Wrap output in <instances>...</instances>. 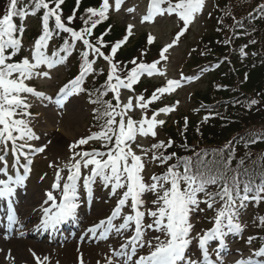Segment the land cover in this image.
Masks as SVG:
<instances>
[{
  "label": "snow or ice",
  "instance_id": "obj_1",
  "mask_svg": "<svg viewBox=\"0 0 264 264\" xmlns=\"http://www.w3.org/2000/svg\"><path fill=\"white\" fill-rule=\"evenodd\" d=\"M34 8L31 13L27 7L18 8V0H10L8 8L0 17V145H7L10 141L13 145V151L17 152L16 162L19 164L20 154L22 149L32 148V145L27 143V140L39 139L35 136L32 129L28 126V121L16 117L30 115L27 109L30 107L26 103V97L22 94L29 93L37 96H42V93L29 86L25 81L33 77L44 76L48 77V72L36 71L41 65H46L48 68L54 67L58 62H62L65 57L60 53L67 52L74 45H69L65 41L64 46L53 52L51 56L47 55L44 49L47 48L48 42L53 36L52 30L49 28L50 18H54L55 27L58 30L69 33L74 41H82L85 47L95 53L98 57H103L110 64V72L108 74L107 87L114 94L116 101L113 104L110 101H105V111L101 113L98 119L104 118L105 123L101 125V131L92 133L90 136L82 137L75 143L70 145V148L77 149L80 146L87 145L90 140H102V147L106 151H100L93 148L91 151L81 150L74 151L72 163L66 165L69 170L67 182L63 184L61 191V199L56 203V197L52 192L47 193L49 201H53L52 208L44 209V219L38 228H55L64 220L75 215L78 204V181L82 176V168L88 169L90 172L84 177V186L87 188L89 195L92 193V185L99 177L105 187L111 186L112 194L115 195L117 190L124 189L122 196L118 199L116 207L112 210L111 216L107 220L100 221L99 225L89 229L90 232H95L100 227L104 226L105 231H108L107 226L115 228L117 233L127 229L131 224L135 226V235L131 236L128 243L133 246V254L136 251V246L144 247L147 244L151 251L147 255L139 257L137 264H223L222 259L214 262L209 254V244L213 241H219L220 247H223L224 238L228 233H239L242 231V226L237 222V201L239 207H244L245 202L255 200L259 202L264 199V184L250 186L245 184L243 194L239 187L237 177H232L231 182L226 177V173L210 175L200 169H194L191 158H177V163L169 165L162 175H152L150 182H146L143 175L146 164L145 158L151 155V162L159 161L161 164H166L175 156V153L164 155V151L171 147L172 141L167 143L158 141L152 144L149 148L137 144L136 147L140 150V155L133 150L138 136L155 138L157 136V127L164 125V120H158L157 117L161 113H169L174 110V106H166L154 111L151 117H148L146 110L148 106L160 98L164 94H170L177 88L181 87L179 80H167L165 86L157 88L150 98L146 99L143 95L130 96L126 103L120 99V90H133V85L139 82L141 76L147 74L153 76L156 74L165 75L163 71L157 68L159 61H154L150 64L136 63V60L131 61L134 67L127 70L125 76L118 74L120 69L116 63L112 62V58L116 55L117 50L124 44L128 36L132 34L133 25H129L127 32L128 36L121 41H117L111 48V55H105L101 51V46H104L103 38L97 40V44L90 43L86 37L92 35L93 29L102 21L108 18V12L111 7L109 0H102L99 8L89 7L86 9L87 19L83 20L84 27L79 31L72 27L66 26L62 20L61 5L64 0H33ZM50 3H54L55 7H50ZM80 0H77L79 5ZM122 0H115V8L119 11ZM167 7H162V5ZM205 0H151L149 12L143 17V21H151L157 15L175 14L183 21L184 27L176 35L173 43L166 45L160 53L162 60H166L165 53L180 39L187 31L188 26L192 24L198 14L203 11ZM41 8L45 9L43 14V33L35 41L32 52V59L27 56L19 61H13L22 48L23 28L19 29V37L16 35L17 26L13 22V17L19 16L24 19L27 15H35ZM264 8V5L261 6ZM134 11V9H129ZM98 17L99 19H93ZM75 19V14L67 17L68 22ZM142 21V22H143ZM149 43L154 41V37L149 35ZM10 50V51H9ZM83 64L81 65L80 74L65 84L59 91L61 99L57 102L63 106V101L74 94H79L84 91L82 84L85 76L92 72L94 61L88 59L89 52L82 53ZM115 80V83L112 81ZM135 100V105L133 101ZM94 103L96 101H93ZM253 104L257 101L253 100ZM134 108L141 109L145 114L139 120L133 119L128 115ZM119 117V119H117ZM207 119V117L205 118ZM185 126H187V118H185ZM16 133L17 135H14ZM27 138V140H26ZM17 140H25L24 144L17 145ZM50 143V141H49ZM47 144L32 148L34 152L42 153L46 150ZM2 150V149H0ZM164 150V151H161ZM79 157V159H76ZM106 157V158H105ZM0 161L6 164V158L0 155ZM183 167V171L180 168ZM26 171L30 169L25 166ZM6 171V169H5ZM61 176L59 172L56 176L54 188H60ZM24 181L23 176H17L15 180L8 177L7 180L0 179V198H11L15 193L13 185H21ZM209 185H218L219 190L209 192ZM146 193H152L154 199L151 201V207H146V201L143 198ZM253 193V195H249ZM203 194L204 199H200ZM131 212L124 216V222L119 226L113 224V221L120 217L125 207L129 205ZM205 204L208 209H214L216 215L213 217V227L205 230L202 234L197 233L192 235L194 224L191 222L192 215L196 212H202L204 209L200 207ZM219 203L220 207L215 208ZM143 209V210H142ZM152 218L151 223L145 224V217ZM14 216H9V220H14ZM261 224H264V217L261 218ZM147 230L160 232L164 239L160 236L153 237V240H144V235ZM249 238V243L253 240ZM193 240L197 241L199 250L202 253L203 259L193 260L186 259V252ZM122 248L127 245H122ZM217 256H220V250H217ZM37 264H45L48 257L43 260L35 252H32ZM255 256L264 257V248L259 249L254 253ZM9 259H12L9 254ZM80 264H84L81 254ZM111 264V261H109ZM236 264H264V262L255 259H240Z\"/></svg>",
  "mask_w": 264,
  "mask_h": 264
},
{
  "label": "rangeland",
  "instance_id": "obj_2",
  "mask_svg": "<svg viewBox=\"0 0 264 264\" xmlns=\"http://www.w3.org/2000/svg\"><path fill=\"white\" fill-rule=\"evenodd\" d=\"M29 1L32 0H18V5ZM216 1L217 0H205L203 11L196 16L194 22L188 26L187 31L184 32L174 46L165 53L167 59L162 60L160 57L161 50L166 45L173 43L176 35L184 27L183 21H181L177 15H168L167 13L162 16L157 15L151 21H143V17L149 12L151 0H122L119 11L115 8V0H109L111 7L108 12V18L105 20L111 21L112 26L117 30L119 36L112 41V43L121 41L125 36H128V26L133 25L132 34L128 36L127 41L122 44V47L118 50L127 51L128 49H132L134 43L138 42L144 35H147V48L145 51L139 48L136 56L143 57L144 60H147H143V63L146 64L159 61L157 68L165 73V75L156 74L148 76L145 74L141 76L140 79L144 81L143 91L139 90V87L135 84L133 85V90L122 88L120 90L121 101L126 103L128 97L139 95H143L148 99L157 88L165 86L167 80L172 79L181 81V87L170 94L166 93L160 96L158 100L153 101L148 106L146 110L148 117H151L154 111L166 106H174V110L167 114L161 113L157 117L158 120H164L165 123L157 127V136L155 138L151 136L137 137L132 147L138 155L141 153L136 147L137 144L149 148L158 141L167 143L174 135L170 129L174 127L176 133L178 132V127L176 126L178 119L183 117L185 121V117L194 110L196 106L194 94L205 88L207 76L205 74L200 75V77L196 76V71L193 69L191 62L192 55L195 49L203 43V40L212 34L214 27L219 24V13L216 11V7L220 6V2ZM9 2L10 0H2L0 3V17L4 15L5 10L9 6ZM227 2H229V0H227ZM252 2L255 6L264 5V0H252ZM49 6L55 7V4L50 3ZM23 7L25 8V6ZM67 7L68 5H61V18L65 21L66 26L79 31L84 27L81 18L87 19L90 14L86 13V9L79 11L76 3H74L73 8L70 10H67ZM162 7H167V5H162ZM129 9H134V11H129ZM27 10L29 13L32 11V9L29 8H27ZM246 10V7L242 9L243 12ZM44 12L45 9H43V14ZM73 14H75V19L72 22H68L67 17ZM42 17L43 15L39 17L36 14H29L19 21L15 20L13 17V22L17 26L16 34L18 37L20 35L18 28H23V46L20 52L13 57V60H16L17 57L19 61L25 56L30 60L32 59L35 41L43 33ZM97 18L98 17H94L93 19ZM232 20L235 21L234 18H232ZM49 28L52 30L53 36L48 42L47 48L44 49L47 55L51 56L52 53L56 51V46L60 45L56 35H61L65 36V41L72 42L75 51L77 49L82 52L88 51V58L90 60L96 58L97 55L87 49L82 41H74L69 33L56 29L54 18H50ZM149 35L154 37L152 43H149ZM86 38L89 39L90 43L94 44L89 37ZM95 43L97 44V41H95ZM112 46L113 45L107 46L104 44V46H101V51L105 55H111ZM150 46H152L151 49H149ZM131 55L126 57L123 63H119L117 58L115 60L114 57L112 58V62L116 63L120 69L118 74L122 77L127 74V70L129 69L126 67L128 64L125 62L129 63L130 58L135 57L134 52ZM76 59L77 57H73L71 63L75 62ZM139 61H141V59H137L136 63H141ZM63 62L61 63L63 64ZM61 63L58 62L52 68L41 65L36 71L48 72V77L38 76L25 81V83L33 87L36 92L42 93L43 95L22 94L26 97V103L30 105L27 109L30 115L24 117L18 115L16 117L17 119L23 118L27 120L28 126L32 129L35 136L39 137V139L35 140H27L26 138L27 143L32 145V148H37L45 144L48 145L46 150L42 153L34 152L32 148L25 147L22 149V154H20L22 166L19 170H21V172L23 171L25 184L19 186L23 190V194H27L25 200L32 195L30 204L33 205L30 206L29 210H31L32 206H35L41 209L52 208V211H56L53 207V201L48 200L47 193L52 192L56 197V203L60 202L62 187L63 184L67 182V176L69 175V170L66 165H70L73 162L72 156L74 151H91L93 148L106 151V149L102 147L104 143L102 140H90L87 145L80 146V148H70V145L80 138L90 136L93 133L91 122L97 103H94L90 99V96L84 95L82 92L74 94L64 100L63 106L57 102L61 99L59 90L71 80V78L69 79V75H74L73 69L70 66L69 68L71 71L68 75ZM99 64L103 83L107 84L110 64L103 57H98V59H94L93 69ZM91 81V79H88V82ZM112 83H115V80H113ZM108 93L113 102L116 103L114 94L110 89H108ZM133 103L135 105V100ZM144 114L145 113L139 108H134L133 111L128 113V115L132 116L135 120L141 119ZM117 119H119V117H117ZM14 135L17 134L14 133ZM55 141L59 143L56 145ZM24 143L25 140H17V145ZM17 155L18 153L13 151V145L9 141L8 144L4 146V151L2 153V156L8 158L6 163L9 166L10 162L17 163ZM151 155L152 153L149 152L148 157L145 158L146 167L143 175L146 182H150V177L152 175H162L165 169L163 164L159 161L151 162ZM76 159H79V157H76ZM25 166H27L30 171H26ZM0 168L2 170L4 169V163L2 161H0ZM90 168L91 166L88 169L82 168V176L78 181L79 207L76 213L79 212V214L76 216L75 213L73 217L64 220L65 224L73 225L74 222H77L78 225L80 224V228L75 232L54 236L44 235L36 229L34 221H29L26 218V216H29V211H25V201L24 199L23 201L21 200L22 230L19 236L17 235L18 237L5 243L7 247L13 244L18 246L19 250L17 253L19 258L16 257L15 264L19 261L20 257H22V264H37L32 252H35L41 260L47 256L49 259L45 264H80L81 254L84 264H109V261H111V264H137L140 256L147 255L151 251L147 244H145L144 247L136 246V251L133 254V246L129 244L128 241L131 236L135 235L134 224L122 230L121 233H117L115 228L111 226H107L109 229L108 231H105L104 226L100 227L95 232L89 231V229L99 225L100 221H106L107 218L111 216L112 210L116 207L117 201L124 191V189L117 190L116 194L113 195L111 186L105 187L102 183L103 188L100 187L99 190H97L98 185H92V193L89 195L87 188L84 186V177L89 174ZM58 172L61 176V187L54 188L53 185L56 183ZM98 180L99 177L97 181ZM217 188V185L209 186L208 191L215 192ZM143 198L146 201V207H151V201L155 198L154 195L152 193H146ZM200 199H204L203 194L200 195ZM87 200L89 201L88 204L85 203ZM200 207L204 209V211L194 213L191 219V222L194 224L193 236H196L197 233L202 234L203 231L210 229L211 220L216 215L215 210L208 209L205 204L202 203ZM219 207L220 204L217 203L215 208ZM130 212L131 207L129 202V205L124 208L122 215L116 218L113 224L116 226L122 224L124 222V216ZM144 222L145 224L151 223L152 218L146 216ZM238 223L241 224L242 231L239 233H228L224 238L222 248L220 247L219 241L210 242L209 254L211 259L214 262L222 259L223 264H236V261L240 259L249 258L264 262V257L254 255L255 252L261 249L256 246L264 243V225L255 220V215H253L252 210L247 208V206L243 213L238 216ZM156 236H160L161 239H164V236L160 232L147 230L144 235V240H153V237ZM250 237L254 238L251 243L248 242ZM34 244L35 246H33ZM153 244H155V240H153ZM122 245H127V247L122 248ZM218 249L220 250L219 257L216 254ZM4 250L5 249H1V251ZM187 258L202 261L203 256L198 248L197 241L193 240V243L188 248L186 252V259Z\"/></svg>",
  "mask_w": 264,
  "mask_h": 264
},
{
  "label": "trees",
  "instance_id": "obj_3",
  "mask_svg": "<svg viewBox=\"0 0 264 264\" xmlns=\"http://www.w3.org/2000/svg\"><path fill=\"white\" fill-rule=\"evenodd\" d=\"M74 1H69L68 10ZM217 2H220L219 7L216 5L219 24L195 49L191 61L192 67L199 70L210 67L206 86L194 94L196 106L185 117L187 126L182 117L176 123L178 132L174 127L170 129L174 133L170 139L173 143L166 151H161L164 155L175 153V156L163 164V173L169 165L177 163V158H191L194 169L210 175L226 173L229 182L237 177L243 194L245 184L253 187L264 184V8L255 6L252 0ZM99 3L100 0H82L79 11L95 8ZM245 7L247 10L243 12ZM106 29H109L108 22L100 24L94 34L98 37L106 33ZM105 37L112 42L119 36L113 27ZM139 48L143 51L147 48V35L134 43L132 49L119 51L117 61L123 63L134 52L135 57L125 62L126 67L135 66L131 60L143 62V57L136 56ZM67 71L71 69L67 67ZM102 83L103 79L98 76L84 87L97 103L91 122L93 133L101 131L105 123L104 118H97L105 111L104 102L108 101ZM139 90L143 91V83ZM253 100L257 103L253 104ZM239 203L237 201L238 206ZM251 208L255 220L261 223L264 199L251 203Z\"/></svg>",
  "mask_w": 264,
  "mask_h": 264
},
{
  "label": "bare ground",
  "instance_id": "obj_4",
  "mask_svg": "<svg viewBox=\"0 0 264 264\" xmlns=\"http://www.w3.org/2000/svg\"><path fill=\"white\" fill-rule=\"evenodd\" d=\"M58 143H59L58 141H55V144L56 145ZM31 198H32V195H30L29 198H27L25 200V203H24L25 206H27L28 204H30ZM15 237L16 236H13V238H15ZM9 240H13V239H4L3 238V240H0V264H15L16 257L19 258L18 253H17L19 249H18V246L17 245H15L13 243H12L13 245H10L8 247L5 245V243H7ZM33 246H35V244ZM1 249H5V250L4 251H1ZM9 254L11 255L12 259H9ZM21 259H22V257H20L19 261L17 262L18 264H22Z\"/></svg>",
  "mask_w": 264,
  "mask_h": 264
}]
</instances>
